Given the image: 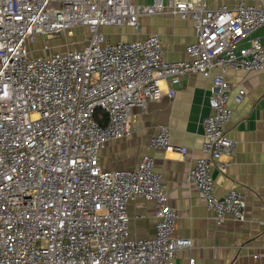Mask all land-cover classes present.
Wrapping results in <instances>:
<instances>
[{
	"label": "built area",
	"instance_id": "2783aa9c",
	"mask_svg": "<svg viewBox=\"0 0 264 264\" xmlns=\"http://www.w3.org/2000/svg\"><path fill=\"white\" fill-rule=\"evenodd\" d=\"M254 1L211 9L205 0H0V264H175L191 240L174 236L178 215L151 155L107 170L99 151L132 133L133 108L173 98L190 73L211 86L201 155L186 181L218 225L244 219V194L217 196L211 171H224L222 157L235 154L226 71H264V44L250 38L264 5ZM161 14L192 24L183 59L167 60L156 34L110 42L103 32L137 31L142 17ZM76 27L87 31L81 48L52 49L54 37ZM243 97L239 89L235 101ZM149 145L187 151L171 143L167 126ZM137 197L154 204L151 237L130 234L127 206Z\"/></svg>",
	"mask_w": 264,
	"mask_h": 264
},
{
	"label": "crops",
	"instance_id": "0c3cea01",
	"mask_svg": "<svg viewBox=\"0 0 264 264\" xmlns=\"http://www.w3.org/2000/svg\"><path fill=\"white\" fill-rule=\"evenodd\" d=\"M153 1L131 0L135 4H151ZM205 1L211 9L223 5L230 7L237 2ZM103 32L110 42L132 41L156 34L169 61L183 59L185 47L194 40L191 22L168 14L142 17L137 31L123 26L107 27ZM251 37H258L264 44V24ZM243 44L248 45V41ZM226 79L230 85L228 104L232 116L225 130L235 142V154L231 158L223 156L225 170L213 167L211 175L217 196L230 190L244 194L246 209L242 221L226 219L218 225L213 213L199 200L195 187L186 181L190 166L201 155L202 120L210 113L211 80L200 74L183 75L180 84L175 86L173 98L165 95L160 100L148 102L142 110L133 108L132 133L123 139L104 143L99 151L101 166L107 170L135 167L142 154L151 155L154 170L162 176L169 204L178 215L174 236L191 240V246L179 252L175 264H189L191 258L193 264L264 263V71L228 69ZM163 88H167L165 82ZM239 89L244 91V97L237 103L235 97ZM160 126L169 128L173 145L185 147L187 151L151 148L149 140ZM127 213L132 237L144 238L154 234L152 202L134 198L128 203Z\"/></svg>",
	"mask_w": 264,
	"mask_h": 264
},
{
	"label": "rangeland",
	"instance_id": "374dc122",
	"mask_svg": "<svg viewBox=\"0 0 264 264\" xmlns=\"http://www.w3.org/2000/svg\"><path fill=\"white\" fill-rule=\"evenodd\" d=\"M117 28V27H113ZM87 31L81 28H74L71 32H64L56 37H54L51 42L52 49H60L62 51L69 48H81L83 46V41L86 36ZM38 44H33V48H36ZM57 47V48H56Z\"/></svg>",
	"mask_w": 264,
	"mask_h": 264
}]
</instances>
